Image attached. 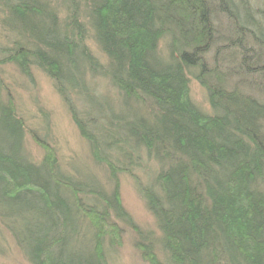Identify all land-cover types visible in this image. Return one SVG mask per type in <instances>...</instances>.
Masks as SVG:
<instances>
[{
	"label": "trees",
	"instance_id": "trees-1",
	"mask_svg": "<svg viewBox=\"0 0 264 264\" xmlns=\"http://www.w3.org/2000/svg\"><path fill=\"white\" fill-rule=\"evenodd\" d=\"M0 11L16 35L0 66L53 81L105 178L63 169L0 74V220L30 264H111L122 223L144 238L121 173L161 233L166 261L152 239L137 244L150 264H264V0H0Z\"/></svg>",
	"mask_w": 264,
	"mask_h": 264
},
{
	"label": "rangeland",
	"instance_id": "rangeland-1",
	"mask_svg": "<svg viewBox=\"0 0 264 264\" xmlns=\"http://www.w3.org/2000/svg\"><path fill=\"white\" fill-rule=\"evenodd\" d=\"M7 18L0 11V43L3 44L16 37L15 34L2 27V20ZM89 44L94 52L101 54L94 42L89 41ZM0 74L4 83L13 92L19 114L25 119L29 128L35 130L40 138L55 147L62 168L73 173H76V169L86 172L85 168H87L97 173L100 178H104L102 170L92 162L89 144L80 134L67 105L55 89L53 81L41 70L34 71V81H31L20 73L14 64L1 65ZM251 78L254 79L253 76ZM98 91L102 97L106 96L108 101H110L109 97L115 102H118L120 98L114 88L106 85L98 88ZM191 94L194 101L204 111L210 110L207 93L195 79L191 80ZM78 106L83 107L80 101H78ZM86 110L91 111L95 116L100 114L94 105H87ZM99 126L100 130L104 129L101 125ZM25 150L34 161H41L44 155L43 148L30 134L26 135ZM149 164L154 165L148 158ZM135 172L141 176L142 180L148 181V172L143 173L139 169ZM120 180L123 204L139 226L144 238L122 223L124 228L122 244L111 251V264H150L142 257L137 244H149L151 239L154 243L153 251L159 260L166 261V256L161 249V233L157 222L147 208L134 179L127 173H121ZM0 264H30L1 220Z\"/></svg>",
	"mask_w": 264,
	"mask_h": 264
}]
</instances>
